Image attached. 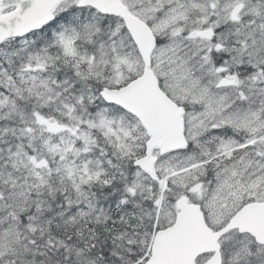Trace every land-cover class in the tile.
<instances>
[{"label": "snow or ice", "instance_id": "6c2138e0", "mask_svg": "<svg viewBox=\"0 0 264 264\" xmlns=\"http://www.w3.org/2000/svg\"><path fill=\"white\" fill-rule=\"evenodd\" d=\"M0 264H264V0H0Z\"/></svg>", "mask_w": 264, "mask_h": 264}]
</instances>
